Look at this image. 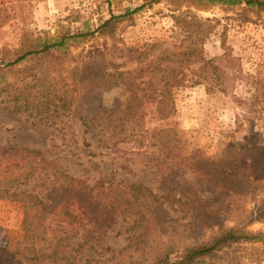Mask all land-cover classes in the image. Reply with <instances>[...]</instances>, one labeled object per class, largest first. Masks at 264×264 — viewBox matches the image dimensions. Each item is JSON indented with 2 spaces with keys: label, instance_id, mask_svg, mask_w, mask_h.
Masks as SVG:
<instances>
[{
  "label": "rangeland",
  "instance_id": "374dc122",
  "mask_svg": "<svg viewBox=\"0 0 264 264\" xmlns=\"http://www.w3.org/2000/svg\"><path fill=\"white\" fill-rule=\"evenodd\" d=\"M127 11L130 14L117 21L114 37L109 31L99 33L104 21ZM181 15L210 20L214 26L202 45L203 55L225 70V91L210 93L205 84L182 87L175 93L177 112L173 117L161 119L157 104L148 103L141 109L138 123L127 121L123 115L130 92L115 74L132 70L137 63L119 49H148V57L156 59L165 50L180 48L188 43L174 20ZM78 34L83 36L68 41L74 58L70 65L87 56L85 62L94 63L105 76L93 81L88 96L65 113L38 118L0 113V148L39 151L38 159L44 158L91 186L99 181L118 188L144 184L164 197L172 171L183 184L196 182L193 163L200 158L223 155L249 163L259 160V166L264 165V157L262 163L259 157L264 147V11L244 3L209 5L202 0H0V61H13L15 51L36 40ZM35 62L22 63L8 76L19 77L18 71ZM61 69L52 66V74L65 79L67 74ZM255 77L263 81L261 86ZM169 129L180 139L181 155L176 160L167 157ZM256 184L255 191L239 199V209L226 225L249 223L248 230L262 237L239 245L230 251L229 260L215 264H264V179ZM200 195L209 201L217 197L204 191ZM178 198L175 192L172 202L166 199L165 210L182 231L186 220ZM214 207L220 208V203ZM23 219L22 205L0 199V244L13 248L23 239ZM133 221L120 213L115 216L113 229L104 240L114 253L106 251L98 264H113V254L117 256L129 246L128 228Z\"/></svg>",
  "mask_w": 264,
  "mask_h": 264
},
{
  "label": "trees",
  "instance_id": "16d2710c",
  "mask_svg": "<svg viewBox=\"0 0 264 264\" xmlns=\"http://www.w3.org/2000/svg\"><path fill=\"white\" fill-rule=\"evenodd\" d=\"M202 1L209 5L244 3L264 11V0ZM130 12L104 21L99 33L105 35L109 31L114 37L117 21L120 23ZM174 18L188 42L180 48L165 50L156 59L148 57V49H119L127 51L129 59L137 63L136 68L115 74L130 92L123 115L127 121L138 123V115L148 103L157 104L161 119L173 117L177 112L175 93L182 87L205 84L210 93L225 91V70L203 55L202 45L214 28L211 21L188 19L187 15ZM82 36L36 40L15 51L13 61H0V113L44 117L70 111L78 99L86 98L93 81L105 74L94 63L85 62L87 56L75 66L70 65L74 58L68 41ZM34 60L35 64L18 71L19 77L8 76L15 67ZM234 61L231 59L230 63ZM197 65V69L192 68ZM52 66L61 67L60 72L67 74L66 80L55 77ZM255 81L262 85L263 81L256 77ZM166 143L167 157L178 159L180 139L175 130L166 131ZM263 152L264 147L260 161ZM38 156L41 153L35 150L0 148V199L19 203L24 212L23 239L13 248L0 244V264H98L99 257L106 251L112 252L105 247L104 240L118 213L134 221L128 228L130 244L117 256L113 254V264H215L229 260L230 251L239 245L262 237L248 230L249 223L226 225L238 211L239 199L255 191L256 180L264 179V165L259 166V160L249 163L223 155L200 158L193 163L196 182L183 184L172 171L164 197L144 184L118 188L99 181L91 186ZM32 181L35 183L30 186ZM202 191L217 196L215 201L205 200L200 195ZM175 192L179 194L176 200L182 219L186 220L182 231L178 221L165 210V200L172 202ZM218 202L217 209L214 203Z\"/></svg>",
  "mask_w": 264,
  "mask_h": 264
}]
</instances>
